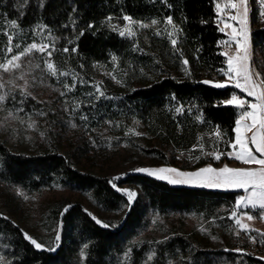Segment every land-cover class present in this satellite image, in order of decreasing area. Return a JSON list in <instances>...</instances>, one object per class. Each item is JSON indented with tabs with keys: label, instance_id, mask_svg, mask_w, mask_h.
Segmentation results:
<instances>
[{
	"label": "trees",
	"instance_id": "obj_1",
	"mask_svg": "<svg viewBox=\"0 0 264 264\" xmlns=\"http://www.w3.org/2000/svg\"><path fill=\"white\" fill-rule=\"evenodd\" d=\"M217 3L0 0V62L33 42L49 45L45 52L35 54V61L45 82L64 93L61 100L69 113L64 119L30 99L21 102L18 94L9 99L12 107L21 102L25 111L44 123L45 138L36 144L35 151H16L0 138V183L27 195L63 188L84 194L90 202V209L79 201L48 202L33 230L19 205L6 199L5 206L0 207V264H118V257L126 252L127 264H264L244 247L228 245L214 250L185 233L170 234L153 244L132 243L147 223L149 211L163 217L194 214L209 222L219 218L221 209L234 207L236 193L176 186L134 171L114 179L101 169L96 172V163L91 164L94 159L90 153L94 157L106 153L98 154L77 144L64 151L57 137L65 120L84 131L88 139L104 144L101 150L109 144L115 151L123 146L137 151L140 144L135 136L136 125L145 132L147 137L143 139L166 149H189L201 132L214 129L232 142L240 112L223 102L236 89L203 83L222 78L226 69L221 52L225 35L217 23ZM125 15L147 28L130 37L121 36L118 28ZM260 16L259 8H254L252 39L256 47L264 48ZM167 17L172 18V24L167 23ZM13 20L16 27L11 24ZM153 20L157 23L152 24ZM90 24L93 27H88ZM65 48L69 51H63ZM45 60L53 63L56 75H52ZM103 66L112 75L99 79ZM139 149L171 165L160 149ZM124 190L137 194L131 203ZM119 212L123 216L116 224L103 217ZM93 217L111 227L97 224ZM25 234L41 243L42 248H35ZM58 234L60 240L56 241Z\"/></svg>",
	"mask_w": 264,
	"mask_h": 264
},
{
	"label": "rangeland",
	"instance_id": "obj_2",
	"mask_svg": "<svg viewBox=\"0 0 264 264\" xmlns=\"http://www.w3.org/2000/svg\"><path fill=\"white\" fill-rule=\"evenodd\" d=\"M233 2H236V0H233ZM217 4L220 5L219 8L216 7L218 15L217 23L220 31L225 35V39L221 44V52L226 59V69L221 74L222 78H215L214 82L210 84L213 85L216 82L225 83V87L236 89L235 95L247 102L243 108L237 107L240 112L239 120L241 119L242 112L252 111L249 104L256 103L257 101L254 96H249L247 92H243L241 89L235 87V80L230 79L228 75H225V72L228 71V57L234 55L235 52V38L232 35L233 28H235L237 34H239L240 24L239 20L231 19V17L236 14V10L228 6L229 0H218ZM257 7L261 12L260 23L264 25V15H262V13H264V5L260 4V0H248L246 29L249 33L250 41L248 50L249 71L252 75V80L259 84L261 81H264V48L256 47L253 44L252 33L254 27L251 19L252 12L254 8L256 9ZM142 24L144 23L137 21L129 23L124 20L120 23L118 29L119 32L125 31L124 36L130 37L140 32H144L147 27H141ZM225 24H228L229 27H225ZM126 29H131L132 34H129ZM36 53L40 52L33 50L31 53L23 55L18 62L21 65L20 68L12 69L10 72H4L2 69L0 70V82L4 83V87L0 88V95H4L5 97L3 103L0 104V138L7 141L9 146L16 151H20V149L35 151L36 144L44 141L45 138L43 129L44 123L41 122L39 118L34 117L33 113L25 111V108L21 106V102L15 107H12L9 104V99L11 97L18 94L21 99H23L22 101L30 99L35 103L44 106L46 109H53L64 119H67V115L69 114L68 108L62 103V97L59 90L45 82L42 70L35 67L37 64L35 61ZM99 73V79H101V76L112 75L105 66L100 68ZM257 73L259 74V77H257ZM21 74H24L23 79H19ZM25 80L28 81L26 91L31 95H25L22 92V86L24 85ZM260 90H264V85H262L261 89H258V91ZM230 99L224 101L223 104L235 106V104L227 103ZM20 109H23V111H20ZM245 124H251V119L249 118L248 120L241 121V136L245 137L247 147L251 149L253 154L258 158H261V154L255 151V145L250 142V137L255 129L252 131H246L243 127ZM135 129V136L138 137L137 141L140 144L139 148L160 149L165 152L167 160L171 165H166L158 159L147 156L143 151H140L139 148H137L138 150L136 151L129 146H123L115 151L112 149L111 145L108 144L105 149L101 150V147L104 144L88 139L84 131L77 128L71 121L68 122L64 120V125H62L61 129L57 130V132L60 133L57 137L63 144L64 151L68 150L70 145L77 144L79 147L85 146L86 149L94 150L98 154L99 152L106 153V156L104 157H100L99 155L94 157L93 153H90L89 155L94 159L91 164L96 163L97 165L96 172H99V169H101L104 175L111 178H116L133 171L138 172L135 170L142 168L150 170L172 168L180 172L189 173L207 166L216 169L225 166L230 168H259V165H245L235 158L236 153L241 150L240 145L238 144L235 149L232 147V145L236 143V132L234 140L229 142L225 135L219 130H205L199 134L195 144L191 148L186 150H172L162 148L155 141L150 143L148 138H142L147 136L139 126L136 125ZM217 133H219V135H217ZM215 154L220 155L219 160L215 158ZM163 175L172 179L176 178L175 173H164ZM149 176L156 178L155 175ZM159 180L168 182V179ZM170 184L176 186L199 187L220 192H235V204L230 210L227 208L221 209V215L219 218L209 222L205 221L203 217H196L194 214H171L168 217H163L162 215L153 214L152 211H149L147 215V223L138 230V234L131 241L132 243L153 244L166 239L170 234L185 233L186 235L198 237L210 249H224L228 245H236L237 248L244 247L248 252H251L252 255L264 261V235H261L264 233V210L260 209L259 206L256 208H252L251 205L245 207L243 204L237 206V199L241 196L247 195L243 189L208 188L200 187L192 183ZM249 192H251V189H249ZM6 199H13L15 205H19L25 213V220L29 221L27 222L29 223L27 224L28 227L33 230L36 229L35 226H37V221L48 202L62 199L69 200L70 202L79 201L86 208L90 209V202L84 194L81 195L77 192L63 188L43 191L36 195H27L20 190H14L9 186L0 183V207L3 205L5 206ZM91 211L94 212L93 210ZM233 213H235V215H233ZM248 215H252L254 219L249 220L247 218ZM122 216L123 212H119L118 214H103V217L112 220L113 224L119 222ZM237 219L240 220V225H247V227L241 228V226L236 223ZM253 238H255V242H253ZM127 253L128 252L123 253L118 257V264H127L129 257L127 256Z\"/></svg>",
	"mask_w": 264,
	"mask_h": 264
},
{
	"label": "snow or ice",
	"instance_id": "obj_3",
	"mask_svg": "<svg viewBox=\"0 0 264 264\" xmlns=\"http://www.w3.org/2000/svg\"><path fill=\"white\" fill-rule=\"evenodd\" d=\"M166 3V0H164ZM260 4L264 5V0H260ZM248 0H236V2H233V0H229V7L236 10V14L231 17L232 20H239L240 29L239 34H237V30L233 28L232 35L235 38V52L234 55H230L228 57V71L225 72V75H228L230 79L235 80V87L241 89L243 92H247L249 96H254L256 98V103H250L249 107L252 109V111H244L241 113V119L237 120L235 132L237 134L236 136V143L232 145V147L235 149L236 145H240V151L236 153L235 158L239 161H241L245 165L255 164L259 165L258 169H251V168H230V167H223L220 169L213 168L211 166H207L204 168H201L195 172H180L176 169H136L135 171L138 172H144L148 175H155L158 179H168L169 183H192L200 187H208V188H237V189H243L244 192L247 194L246 196H241L237 199L236 204L237 206L243 204L245 207L248 205H251L252 208H256L259 206L260 209L264 210V90L258 91V89L262 88V85H264V81H261L259 84L255 83L252 80V75L249 71V33L246 29L247 26V12H248ZM171 7V5H169ZM217 8L220 7L219 4L216 5ZM264 15V13H262ZM109 21L112 19V17L107 18ZM124 20L128 21L129 23H134L132 20V17L125 15L123 17ZM167 23L172 24V18L167 17ZM16 21H11V24L13 27H16ZM152 24L157 23L155 20L151 22ZM148 25L142 24L141 27H147ZM88 27H93V25H89ZM115 27V26H113ZM225 27H229L228 24H225ZM129 34L131 33V29H126ZM119 34L121 36L125 35V31H120ZM80 35H83V32L80 33ZM12 40V37L9 36V41ZM172 44H176V40H172ZM17 48H19V45H16ZM49 48V45L47 44H40L33 42L29 46H27L22 52L17 53L16 55L11 56L10 59H7L4 62H0V69H2L4 72H10L12 69L20 68L21 65L18 63L21 60V57L23 55H26L28 53H31L33 50H36L38 52H45ZM75 51L76 49H72ZM9 53H11L12 48L9 47L7 50ZM63 51L67 52L69 51L68 48L63 49ZM47 55L49 57L52 56V52L48 51ZM113 60L116 59L115 56L112 57ZM44 63L47 65V68L52 72V75H56V70L54 68V65L49 60H45ZM185 64L188 63L187 60L184 61ZM35 67L39 68L40 65L37 63ZM62 75H67V73H61ZM257 77H259V74H256ZM24 74H21L19 79H23ZM203 83H212L210 81H203ZM216 88H223L225 87V83L216 82L213 84ZM4 87V83L0 82V88ZM28 87V81L25 80L24 85L22 86V92L25 95H31L30 93H27L26 89ZM71 90V89H69ZM97 91L100 92V95L103 96L104 93L100 91V89L97 87ZM61 95H64V93H61ZM5 97L4 95H0V104L3 103ZM23 102V101H21ZM228 104H235L238 108H243L245 103H247L244 99L237 97L235 94H233L232 98L227 101ZM181 108H178L177 111H181ZM20 111H23V109H20ZM41 115H46V113L41 112ZM86 119V117H84ZM251 119V124H245L243 127L246 129V131H252V136L250 137L251 144L255 145V151L261 154V158H258L256 155L253 154L250 148L247 147L245 137L241 136V121L242 120H248ZM219 135V133H217ZM215 158L217 160L220 159L219 154H215ZM164 173H175V179L169 178ZM114 179H119V177H116ZM110 183H112L110 181ZM112 187L116 188L117 191H121L120 188L117 187L115 183H112ZM249 189H251V192H249ZM127 193V197L129 202L131 203L134 198L136 197V193L134 191L130 190H124ZM70 207V206H68ZM67 208L65 209V211ZM235 215V213H233ZM247 218L249 220L254 219L252 215H248ZM94 220H96L97 224H102L104 227H111V225L106 224L96 217H93ZM236 223L240 225V220L237 219ZM241 228H246L247 225H240ZM261 235H264L262 233ZM25 239L29 240L31 244L35 246V248L40 249L42 248L41 243L37 242L34 238L29 236L28 234H25ZM60 240L59 234L56 236V241ZM253 242H255V238H253ZM85 248L88 247L87 244L84 245ZM51 251H54L55 249H49ZM225 251H228V249H225ZM236 251L240 252L241 249H236ZM84 253L82 252L81 255ZM2 258V257H0ZM151 259V256L149 257Z\"/></svg>",
	"mask_w": 264,
	"mask_h": 264
}]
</instances>
